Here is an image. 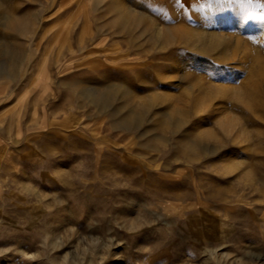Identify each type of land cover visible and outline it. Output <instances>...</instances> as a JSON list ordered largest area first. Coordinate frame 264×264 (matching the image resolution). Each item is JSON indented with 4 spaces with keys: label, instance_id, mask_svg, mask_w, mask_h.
I'll return each mask as SVG.
<instances>
[{
    "label": "rangeland",
    "instance_id": "obj_1",
    "mask_svg": "<svg viewBox=\"0 0 264 264\" xmlns=\"http://www.w3.org/2000/svg\"><path fill=\"white\" fill-rule=\"evenodd\" d=\"M257 5L0 0V264H264Z\"/></svg>",
    "mask_w": 264,
    "mask_h": 264
},
{
    "label": "bare ground",
    "instance_id": "obj_2",
    "mask_svg": "<svg viewBox=\"0 0 264 264\" xmlns=\"http://www.w3.org/2000/svg\"><path fill=\"white\" fill-rule=\"evenodd\" d=\"M199 34H200L201 38L204 40L205 46L208 47V48H218V47H221V46H223L225 44V41L227 40V39L225 40L223 38L224 34L219 35L215 31L214 32L201 31ZM242 68L239 66V67H237L235 69V71H233V73H232V79L233 80L238 76V74L241 73V69ZM227 156H230V155H228V154L225 155V157H227Z\"/></svg>",
    "mask_w": 264,
    "mask_h": 264
},
{
    "label": "snow or ice",
    "instance_id": "obj_3",
    "mask_svg": "<svg viewBox=\"0 0 264 264\" xmlns=\"http://www.w3.org/2000/svg\"><path fill=\"white\" fill-rule=\"evenodd\" d=\"M258 7H264V6H262V5H257ZM262 18H264V17H262Z\"/></svg>",
    "mask_w": 264,
    "mask_h": 264
}]
</instances>
